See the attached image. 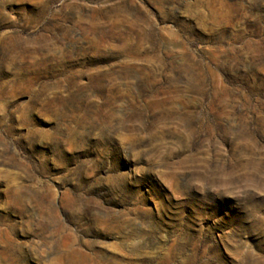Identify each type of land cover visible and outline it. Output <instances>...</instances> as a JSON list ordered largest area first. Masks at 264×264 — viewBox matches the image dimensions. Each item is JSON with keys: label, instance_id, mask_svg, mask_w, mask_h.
<instances>
[{"label": "rangeland", "instance_id": "obj_1", "mask_svg": "<svg viewBox=\"0 0 264 264\" xmlns=\"http://www.w3.org/2000/svg\"><path fill=\"white\" fill-rule=\"evenodd\" d=\"M0 264H264V0H0Z\"/></svg>", "mask_w": 264, "mask_h": 264}]
</instances>
